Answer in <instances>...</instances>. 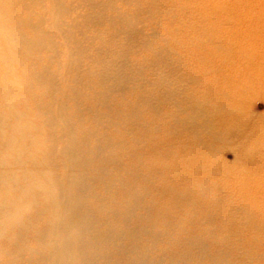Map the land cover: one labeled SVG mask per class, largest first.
Returning <instances> with one entry per match:
<instances>
[{
	"label": "rangeland",
	"instance_id": "374dc122",
	"mask_svg": "<svg viewBox=\"0 0 264 264\" xmlns=\"http://www.w3.org/2000/svg\"><path fill=\"white\" fill-rule=\"evenodd\" d=\"M16 1H23V4H28L25 0ZM70 1H73L76 6L71 14V18L73 17L72 19L75 18L80 20L82 15L91 11L89 5L86 4L84 0ZM144 1H147L146 4ZM164 1L167 3L166 5H164L165 2L163 3V0H114L113 6L105 9L104 13L107 18L109 16H114L115 10H117L115 15L119 12L122 15L124 14L126 19L128 16V19L133 18L132 27L138 31V38L140 37V39H146L148 41V47L139 48L130 51V54L128 53L130 64L142 67V76L146 83L141 82L140 84H136V87L123 94H115L113 99L114 102L112 101L113 105L110 108L103 106L100 107L97 103L92 104L97 102L95 99L91 98L93 95L84 96V98L80 100V105L82 104V109L84 106V110L86 107L83 115L85 125L88 127L90 124L88 128H100V132L110 139L111 146L118 155L121 163L119 168L120 171L115 169L116 172L124 176L132 186H135L136 188L141 187L140 189L145 192L146 196L142 205H149V207H151V224L162 235L155 253H163L165 264L167 261V264L172 260L174 261L175 257L177 258L179 256L180 258L186 257L187 264H192V262L193 264H207L209 261H212V258L216 255L221 254L220 251L227 254L234 264H237L236 262L241 264L239 260H243L242 264H264V0H218V2L217 0ZM198 2H200L201 6ZM118 4H120L121 7ZM49 5V0H46L43 5L44 8L42 6H34L33 4H30L28 7L20 6L17 10L16 16L23 20L32 16L34 20L40 13V15L44 14L45 18L47 16L50 18V14L47 12ZM126 5H128V7ZM163 5L167 7L163 9ZM123 7L125 10L127 8L125 13L122 12L125 11ZM167 8L168 10L171 9L166 11ZM44 9L45 11L43 13ZM199 10L202 12L200 13ZM170 14L172 18H170ZM141 16L144 18L141 19ZM49 18L45 23L47 26H50ZM169 19H173L171 20V23H169ZM106 21L100 23L99 26L84 25L82 26V29L78 31L80 36V33H82L81 31L85 33L88 29L90 33H100L101 38L96 40L91 48L98 46L103 49H108L114 44V42L116 44H124L127 42L125 29L128 26L126 23L123 24L120 22L117 25L113 24L114 26H112L109 21ZM31 29V27L27 26L23 31L32 36L34 33ZM111 31L114 33H111ZM109 32L111 34H109ZM160 34L162 36H160ZM221 34L226 37L228 36L227 34H229V36L226 38ZM236 34H238L237 37L235 36ZM122 39H124V41ZM218 39L220 42L218 41L217 43ZM226 39L229 40V42L226 43ZM56 41L62 47L63 39L57 37ZM222 41H224V43ZM222 44L225 46H221ZM219 46H221V49ZM226 46L229 47V50ZM242 47L244 48V51L243 49H240ZM61 50L59 60L62 63V66H66L65 46ZM46 55L45 53L43 54V56ZM43 61L46 62L47 58L45 57ZM87 62L88 63L86 64H88L87 66L89 67L88 71H94V69L98 67V64H95L92 61ZM152 64H156L157 69ZM56 67L58 68V66L54 65L52 68L56 69ZM2 70L3 65L0 64V71ZM12 70L17 77H25V71L21 65L14 64ZM161 72L167 74L174 82L169 88H176L179 84L181 95L177 96L178 101L183 100L192 103H202L208 108L214 122L212 134L209 132H202L198 139L194 131L184 129L178 125L177 122L173 121L174 116L186 118L191 111L185 108L178 112L175 102L166 98L165 92L168 90V86L159 84ZM86 74L88 79L92 80L93 78L92 82L94 90H97V78L91 74ZM67 76L68 75H64L60 81V85L63 89H67L68 83L70 82ZM23 90L22 102L29 110V113L34 118L35 122L40 125L41 121L39 117L36 116L38 115L39 105L43 102L42 100H39L40 91H32L30 88H24ZM140 95L157 96L159 98V110L154 112L147 107H138V110L140 111V120L137 123L131 122V119L119 118V115L122 112H128V110H132L136 104H139L138 101L140 100ZM66 102L72 107L70 110L73 111V102L69 98H67ZM89 105L92 107H89L90 110L87 108ZM92 109H99L102 113L108 111L107 118L104 116V113L101 114L104 118V123H102L103 130L101 128L102 125L92 127V125H94V120H91L90 122V119H88L89 117L93 119L94 112ZM110 118H112V120L108 123L106 120ZM115 129L116 132L114 131ZM249 135H251L250 138ZM236 136H238V138ZM48 137L49 133L46 130L41 129V135L39 138L42 140L37 138V146L35 145L36 148L43 151L45 147L50 144V139ZM241 140L243 144H241ZM243 140H245V142ZM58 144L60 145L61 143ZM155 151H157V153ZM1 153L2 147L0 148V155ZM61 169L62 168H59L58 171L62 172L63 170L61 171ZM180 171L182 172L180 173ZM184 176L186 177L184 178ZM191 177L193 178L191 179ZM182 183H184V185ZM153 187L157 190L154 189L153 191ZM172 192H175L174 195ZM113 193L115 194H113L112 199L115 200V202L118 201V204L124 202L126 198L129 197V192L126 188L121 189V187H117ZM169 194L171 195L170 197ZM193 198H195V200ZM199 199L200 201H198ZM194 201L196 204H194ZM197 205H201V208ZM203 208H205L204 211H202ZM139 212L143 213L142 210ZM226 212H228L230 216H228ZM225 217L228 218L226 219ZM222 218H224L223 221ZM172 223L173 225H171ZM203 229L205 232H203ZM170 233L172 234L170 235ZM198 238L200 240L202 239L207 246V254L205 255L199 252L200 245ZM31 239L32 238H30V245L33 246V243L35 245V241ZM166 241H169V243L165 244L167 243ZM5 245L7 246V244L4 243V247H6ZM173 251L176 253L170 255L174 253ZM212 251L215 252L213 253ZM241 251H243V253ZM212 254L215 255L213 256ZM166 256L170 261L165 258ZM244 257L245 260L243 259ZM3 258L4 257H0V260L5 261ZM198 259L200 260V263L197 262L199 261Z\"/></svg>",
	"mask_w": 264,
	"mask_h": 264
},
{
	"label": "bare ground",
	"instance_id": "6f19581e",
	"mask_svg": "<svg viewBox=\"0 0 264 264\" xmlns=\"http://www.w3.org/2000/svg\"><path fill=\"white\" fill-rule=\"evenodd\" d=\"M25 1L28 4H23V1L18 2L16 0H0V64L3 65V70L0 71V87L2 86V90L0 88V144L2 147V153L0 155V257H4L3 259H5V261L0 260V264H165L163 253H161V251V254L155 253L162 235L151 224V207H149V205H142L146 196L145 192L140 189L141 187L136 188L135 186H132L124 176L116 172V170H119L121 163L118 155L111 146L110 139L100 132V128H88L90 124L88 127H86L83 116L86 107L84 110V106L82 109V104L80 105V100L84 98V96L93 95L90 97L95 99L97 102L92 104L97 103L100 107L103 106L110 108L113 105L112 101L115 97V94H123L124 92L136 87V84H140L141 82L146 83L142 76V67L133 66L134 64L131 65L128 59V53L130 54V51L146 47L148 41L146 39H140V37L138 38V31L132 27L133 18L128 19V16L126 19L124 17L125 15H122L119 12L115 15L117 10H115L114 16H109L107 18L104 11L106 8L113 6L114 0H84V2L89 5L91 11L82 15L80 20L75 18L74 20L72 19L73 17L71 18V14L76 6L73 1L70 0H49L50 5L48 6L47 12L50 14V18L48 16L46 18L44 17L43 13L45 9L43 10V15H40L39 13L34 20L32 16H29V18H26L25 20L17 18L16 13L20 6L28 7L30 4H33L34 6L43 7L44 3L46 2V0ZM164 2L165 1L163 0V3ZM166 4L167 3L165 2L164 5ZM198 4L200 5V2H198ZM118 5L120 6V4ZM126 6L128 7V5ZM166 7L164 6L163 9ZM197 8L199 9L198 6ZM126 10L122 12L125 13ZM169 10L167 8L166 11ZM48 18L50 19V26L45 25ZM142 18L144 17L141 16V19ZM170 18H172V16ZM171 20L169 23H171ZM103 21H109L112 26H114L113 24L117 25L120 22L123 24L126 23L128 26L125 29L127 42L124 44H116L114 42L112 46L109 45L110 48L108 49H103L98 46L91 48L93 43L101 38L100 33H90L88 29L85 31V33L81 31L82 33H80V36L78 31L81 30L82 26L84 25L99 26V24ZM27 26L32 28L31 31L33 30L34 35L30 36L23 31ZM111 33L114 32L111 31ZM111 33L109 32V34ZM227 35L229 36V34ZM237 35L238 34L235 36L237 37ZM160 36L162 35L160 34ZM57 37H61L63 39L62 47L56 41ZM122 40L124 41V39ZM218 41L219 39L217 40V43ZM222 42L224 43V41ZM225 42L227 43L229 40ZM64 46L66 66H62V63L59 60L62 51L61 49ZM221 46L224 47L225 45L222 44ZM221 46H219L220 49ZM243 47L240 49H243L244 51ZM227 48L229 50V47ZM44 53L47 55L43 56ZM45 57L47 58L46 62L43 61ZM87 61H92L95 64H98V67L94 69V71H88L89 67L87 66L88 64H86L88 63ZM14 64H19L24 69L25 77H22L23 79L15 75L14 71L12 70ZM54 65L58 66V68L56 67V69H53L52 67ZM152 65H154L156 68V64ZM86 73L97 78V90H94L92 82L93 78L92 80L88 79L86 77ZM64 75H68L67 77L70 81L68 83L67 89H63L60 85L61 78ZM173 83L174 82L167 74L161 72L159 84L168 86V90L165 92L166 98L175 102L178 112L184 110L185 108L191 111V113L188 114L186 118L174 116L173 121L177 122V124L184 129L194 131L198 139L200 138L199 135L202 132H209L212 134L214 122L211 112L208 110V108H206L202 103H192L183 100L178 101L177 96L181 95V88L179 84L176 86V88H169V86ZM24 88H30L32 91L37 90V92L38 90L40 91L39 100H42L43 102L39 105V111L37 113L38 115H36L41 121L40 125H38L39 123L35 122L34 118L30 115L29 110L22 102V92H24ZM67 98L73 102H71L74 105L73 111L70 110L72 107L66 102ZM139 98V104H136L133 109L130 111L128 110V112L121 111L122 113L119 115V118L128 120L131 119V122L137 123L140 120V111L138 110V107H147L154 112L159 110V98L157 96L153 97L148 95H140ZM89 107L90 105L87 107L88 110L92 108ZM99 109H92L94 112V116L91 114L93 119L87 117L90 119V122L91 120H94V125H92V127H98L100 125H102L101 128L103 127L102 123H104V118L101 116V114H103L105 111L102 113ZM107 112L108 111L104 113L106 118L108 116ZM111 120L112 118L107 119L106 121L109 123ZM41 129L46 130L49 133L48 138L50 139V144L46 146L43 151H40L41 149L36 148L37 138H39L41 135ZM114 131L116 132V129ZM250 136L251 135H249V138ZM236 137L238 138V136ZM41 138L39 139L42 140ZM245 139L247 138L245 137ZM243 141L245 142V140ZM240 142L243 144L242 140ZM58 143L61 144L59 145ZM155 152L157 153V151ZM59 168H62L61 171H63L59 172ZM182 171H180V173ZM185 177L186 176H184V178ZM192 178L193 177H191V179ZM182 184L184 185V183ZM152 185L154 186L153 183ZM117 187H121V189L126 188L129 192V197L126 195V200L120 204L117 203L118 201L115 202V200L112 199L113 194H115L113 191H115ZM154 189L155 188L153 187V191ZM170 196L171 195L169 194V197ZM195 198L193 199L195 200ZM198 201H200V199ZM194 204H196V202ZM140 210H142L143 213H140ZM204 210L205 208H203L202 211ZM226 213L228 214V212ZM228 216H230V214H228ZM223 219L224 218H222V221ZM171 225H173V223ZM203 232H205V230ZM171 234L172 233H170V235ZM30 238L35 241V245L34 243L33 246L30 245ZM4 243L7 244V246L5 245L6 247H4ZM168 243L169 241L165 244ZM199 245V252H201L203 255L207 254V246L202 239H199ZM220 252L221 254L216 255L214 258H212V261H209L207 264H234L227 254L222 253V251ZM241 252L243 253V251ZM175 253L176 252L170 255H174ZM165 258H167V256ZM177 258L175 257L174 261L171 259L172 261L168 264H187L186 257L180 258L179 256ZM243 259L245 260V257ZM242 261L239 260L241 264ZM197 262L200 263V260ZM236 263L238 264V262Z\"/></svg>",
	"mask_w": 264,
	"mask_h": 264
}]
</instances>
